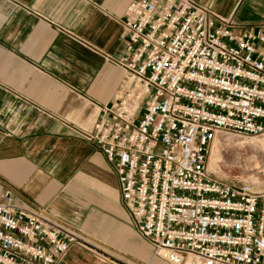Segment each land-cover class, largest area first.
Masks as SVG:
<instances>
[{
    "label": "built area",
    "instance_id": "built-area-1",
    "mask_svg": "<svg viewBox=\"0 0 264 264\" xmlns=\"http://www.w3.org/2000/svg\"><path fill=\"white\" fill-rule=\"evenodd\" d=\"M235 28L197 0H134L112 60L124 83L84 135L168 264L264 262V191L208 170L216 138L264 135V26ZM81 239L0 193V264H56Z\"/></svg>",
    "mask_w": 264,
    "mask_h": 264
},
{
    "label": "crops",
    "instance_id": "crops-1",
    "mask_svg": "<svg viewBox=\"0 0 264 264\" xmlns=\"http://www.w3.org/2000/svg\"><path fill=\"white\" fill-rule=\"evenodd\" d=\"M133 1L0 0V193L82 237L56 264H168L133 228L113 166L84 136L124 83L112 60ZM197 2L236 30L264 26V0Z\"/></svg>",
    "mask_w": 264,
    "mask_h": 264
},
{
    "label": "rangeland",
    "instance_id": "rangeland-1",
    "mask_svg": "<svg viewBox=\"0 0 264 264\" xmlns=\"http://www.w3.org/2000/svg\"><path fill=\"white\" fill-rule=\"evenodd\" d=\"M227 1L218 0L221 4ZM241 10L243 11L244 8ZM221 137L230 136L222 135ZM262 139H264V135L245 140L247 143L244 145H235L220 139L214 146L212 145L213 148L211 147L212 150H210L211 154L208 161L210 174L220 179L250 183L255 189L263 186L264 147L260 144ZM255 167H259V169H255Z\"/></svg>",
    "mask_w": 264,
    "mask_h": 264
},
{
    "label": "bare ground",
    "instance_id": "bare-ground-1",
    "mask_svg": "<svg viewBox=\"0 0 264 264\" xmlns=\"http://www.w3.org/2000/svg\"><path fill=\"white\" fill-rule=\"evenodd\" d=\"M220 139H224V140H226V141H228V142H229V141L235 142V141H237V140H238V141H240V140H241V141L244 140V141H242V142H246L245 140H248V139H235V140H234V138H232V137H218V138L215 139V141H214V143H213V146H214V144H215L216 142H218ZM241 141H240V142H241ZM213 146H212V148H213ZM212 148H211V150H212ZM210 154H211V152H210ZM209 157H210V156H209Z\"/></svg>",
    "mask_w": 264,
    "mask_h": 264
}]
</instances>
